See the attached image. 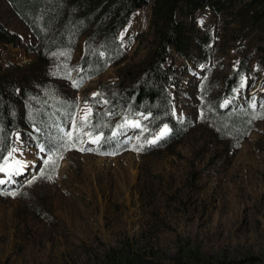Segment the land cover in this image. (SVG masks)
<instances>
[{
	"label": "rangeland",
	"instance_id": "rangeland-1",
	"mask_svg": "<svg viewBox=\"0 0 264 264\" xmlns=\"http://www.w3.org/2000/svg\"><path fill=\"white\" fill-rule=\"evenodd\" d=\"M152 1L135 9L117 33L125 61L95 77L74 69L68 79L35 78L28 86V104L47 93L74 107L65 124L47 126L51 152H41L25 128L13 133L11 150L17 151L8 164L15 168L19 160L25 166L19 174L0 172V264H106L104 252L125 244L163 262L196 253L217 264H264V42L248 14H214L209 8L192 18L177 13L200 39L184 57L170 48L168 91L174 116L184 125L180 137L168 124L151 132L148 114L126 118L122 110L112 120L117 135L111 134V148L101 149L87 135L94 107L109 103L107 85L152 49ZM244 1L235 0L234 10ZM0 21L20 37L19 45L0 42V75L14 86L23 72L6 74L5 68H27L34 55L25 44L35 39L5 0ZM84 38L70 63L81 58ZM239 69L238 83L225 95ZM216 106L224 117H216ZM236 117L243 122L236 125ZM135 122L140 127L130 126ZM165 126L167 135L150 143ZM69 131L75 147L65 151ZM53 153L58 166H45Z\"/></svg>",
	"mask_w": 264,
	"mask_h": 264
},
{
	"label": "trees",
	"instance_id": "trees-1",
	"mask_svg": "<svg viewBox=\"0 0 264 264\" xmlns=\"http://www.w3.org/2000/svg\"><path fill=\"white\" fill-rule=\"evenodd\" d=\"M11 12L31 32L35 44H25L34 60L25 69L10 64L5 73L23 72V81L14 85L0 75V162L13 146V133L25 128L34 144H41L51 152L53 142L45 138L49 125L65 124L72 116L73 105L68 108L64 99L56 100L47 93H37L35 103L24 98L33 92L28 86L36 78L46 81L61 76L68 79L72 70L80 75L95 77L109 65L126 60V52L118 39V31L130 19L132 12L147 0H5ZM235 0H153L151 28L154 44L145 60L123 71L122 79L107 85L110 91L108 105L94 107L90 118L91 134H100V148H111L113 119L122 110L126 118L137 113L148 114L147 127L151 132L168 124L176 137L183 133V123L173 113L168 85L172 82L170 65L172 47L184 57L200 42L190 31L193 26L182 19L192 18L200 8H209L214 14L231 12L236 16L248 14V20L259 29L264 42V0H246L234 10ZM85 35L83 52L76 63H70L79 38ZM0 42L19 45L20 37L0 21ZM59 57V60H58ZM242 70H236L228 79L225 95L238 83ZM36 80V81H37ZM25 82V83H24ZM41 87H39V90ZM119 109L115 114L114 110ZM216 117H224V110L215 107ZM110 114V112H112ZM244 119L236 117V125ZM51 150V151H50ZM183 251H181L182 253ZM184 253V252H183ZM180 254L170 262L153 259L140 248L125 244L109 247L104 252L106 264H217L207 257L193 253L181 259ZM201 257V258H200ZM186 258V259H185ZM221 264H224L223 262Z\"/></svg>",
	"mask_w": 264,
	"mask_h": 264
},
{
	"label": "snow or ice",
	"instance_id": "snow-or-ice-1",
	"mask_svg": "<svg viewBox=\"0 0 264 264\" xmlns=\"http://www.w3.org/2000/svg\"><path fill=\"white\" fill-rule=\"evenodd\" d=\"M225 104H227V101H225ZM90 112H91L90 109H88L86 111L85 117H84L85 120H87V116H88V114H90ZM125 123L128 124L129 122L126 121ZM124 126L125 125H120L119 127L123 128ZM130 126L138 128V127H140V124H139V122H135V123H131ZM167 133H168V129H167V126H165V128L160 132V134L158 136H156L155 139L150 141V143L155 144L157 140H159L162 137L166 136ZM87 135H89L91 143L95 144V143H99L100 142V139H101L100 136H96V137L93 138V137H91V133H87ZM116 135H117L116 132L112 133V136H116ZM65 136L67 137V140H66L65 144L62 145V147H64V150L67 151V150H70L71 148L75 147V143L73 142L74 141L73 131H69V132L65 133ZM61 139H63V138H61ZM75 139L78 140L79 137H76ZM79 150H81V151H84V150L91 151V149H79ZM16 151H17V149L13 148L8 153V156L4 157V163L0 164V172H6V173L11 174L14 171L15 173L19 174L20 172L23 171V165L21 164V162L19 160H14V164L16 166L15 168H13V165L8 164V159L10 157H12L13 153L16 152ZM40 151L41 152L45 151V148H44L43 145L40 146ZM54 156H55V153H53L52 155L48 156V158L44 161L45 166H48L49 164H51L53 167H57L58 166L57 165V160L53 158ZM57 158L58 159H62L63 156L60 155ZM40 175L43 176L44 173L41 172ZM48 178L51 179V177H48ZM3 183H5V181L0 180V184H3ZM29 183H32V181H29ZM11 194L15 195V193H11Z\"/></svg>",
	"mask_w": 264,
	"mask_h": 264
},
{
	"label": "bare ground",
	"instance_id": "bare-ground-1",
	"mask_svg": "<svg viewBox=\"0 0 264 264\" xmlns=\"http://www.w3.org/2000/svg\"><path fill=\"white\" fill-rule=\"evenodd\" d=\"M25 165H23V168H24Z\"/></svg>",
	"mask_w": 264,
	"mask_h": 264
}]
</instances>
